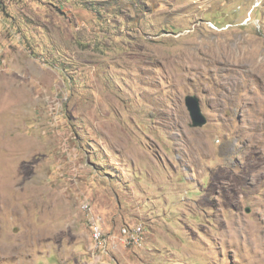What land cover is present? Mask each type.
<instances>
[{
    "label": "rangeland",
    "instance_id": "obj_1",
    "mask_svg": "<svg viewBox=\"0 0 264 264\" xmlns=\"http://www.w3.org/2000/svg\"><path fill=\"white\" fill-rule=\"evenodd\" d=\"M0 264H264V0H2Z\"/></svg>",
    "mask_w": 264,
    "mask_h": 264
},
{
    "label": "built area",
    "instance_id": "obj_2",
    "mask_svg": "<svg viewBox=\"0 0 264 264\" xmlns=\"http://www.w3.org/2000/svg\"><path fill=\"white\" fill-rule=\"evenodd\" d=\"M2 0H0L1 4ZM82 209L89 213V225L95 244V249L104 252L108 247L110 238L106 237V233L101 222L94 216L92 205L88 202L82 204ZM144 239V229L142 225L135 227L126 226L119 231V242L129 249L142 247Z\"/></svg>",
    "mask_w": 264,
    "mask_h": 264
},
{
    "label": "water",
    "instance_id": "obj_3",
    "mask_svg": "<svg viewBox=\"0 0 264 264\" xmlns=\"http://www.w3.org/2000/svg\"><path fill=\"white\" fill-rule=\"evenodd\" d=\"M185 103L190 113L192 126L195 128H202L205 126L207 124V119L202 112L200 99L196 96H187Z\"/></svg>",
    "mask_w": 264,
    "mask_h": 264
},
{
    "label": "trees",
    "instance_id": "obj_4",
    "mask_svg": "<svg viewBox=\"0 0 264 264\" xmlns=\"http://www.w3.org/2000/svg\"><path fill=\"white\" fill-rule=\"evenodd\" d=\"M1 6H3V5H1Z\"/></svg>",
    "mask_w": 264,
    "mask_h": 264
}]
</instances>
